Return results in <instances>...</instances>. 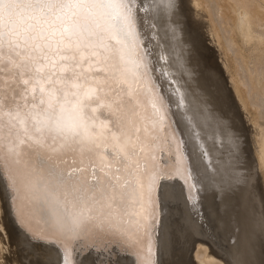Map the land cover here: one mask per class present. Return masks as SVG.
<instances>
[{
    "label": "snow or ice",
    "instance_id": "6c2138e0",
    "mask_svg": "<svg viewBox=\"0 0 264 264\" xmlns=\"http://www.w3.org/2000/svg\"><path fill=\"white\" fill-rule=\"evenodd\" d=\"M155 7L0 0V181L16 223L56 246L61 264H82L106 235L134 264H156L159 181L179 179L197 216L204 194L219 200L226 188L208 153L186 154L172 127ZM113 206L122 221L102 211Z\"/></svg>",
    "mask_w": 264,
    "mask_h": 264
},
{
    "label": "bare ground",
    "instance_id": "6f19581e",
    "mask_svg": "<svg viewBox=\"0 0 264 264\" xmlns=\"http://www.w3.org/2000/svg\"><path fill=\"white\" fill-rule=\"evenodd\" d=\"M193 1L206 11L208 20L202 10L195 9ZM154 2L156 7L151 30L153 44L159 46L155 49L156 53L165 57V60L159 61V67L166 74L160 76L157 73L156 82L158 89L171 102L169 118L173 121L172 127L185 141L182 145L183 151L192 156L201 149L207 152L209 161L214 166L220 167L222 179L226 182V188L220 192L219 200L211 191L202 196L199 204L202 216H197L190 209L183 184L179 179L159 181L156 195L159 200L160 224L158 234L155 236L154 259L156 264H167L166 261L173 254L165 240L166 226L163 217L168 197L177 196L182 200L190 231L187 250L179 252L180 258L189 257L191 264H247L249 261L247 254L254 249V246L253 249L251 247V241L258 242V235L253 238L248 233L245 213L244 198L251 176L254 178L251 177L253 183L254 180L256 181L255 186L251 183L252 189L256 192L259 190V193L263 191L261 194L263 193L264 198V130L260 133L250 124L251 122L258 124L260 119L258 107L249 100L246 84L240 76L238 62L234 60V55L223 41L222 34L214 22L210 2L208 0H167L165 4H162V0H154ZM179 2L183 3V7L179 6ZM215 2L223 20L233 23L231 43L237 47V55L246 65L250 59L256 64L261 63V60L263 62L264 32L262 38L256 35L260 33V28L264 29V0H216ZM184 16L187 20H184ZM254 32L258 34L255 35ZM191 55H194L195 59L192 63L197 64L199 68L192 65ZM254 67L252 73L255 74L250 75L252 90L262 92L264 79L260 90L259 68ZM198 73L202 75L198 76ZM213 87L216 88L217 93L211 89ZM181 97L184 104L178 108L176 102ZM221 107L237 119L239 129L246 134L247 139L245 143L241 141V146H233L238 140L233 134L237 129H229L226 125L228 122L225 124V119L219 116ZM255 134H258L259 140ZM172 163L174 158H169V165ZM248 174H250L249 180L246 176ZM260 197L259 195L258 198ZM99 210L94 209V211ZM102 211L105 214L111 213L114 221H122L120 208L113 206ZM205 224L207 227L203 226ZM0 228L4 230L3 232L6 231L12 245L28 247L34 252L41 249L42 261L47 264H61V255L56 246L32 240L16 223L7 204V192L3 181H0ZM112 240L113 237L106 235L101 242L102 247L118 244L113 243ZM258 243L260 246V240ZM255 251H258L256 247ZM116 252H118L117 247L106 253L89 251L76 259L82 260V264H134L135 258L132 255H117ZM257 255L259 257L255 255V259H260V254ZM9 261L11 264H37L34 261L24 262L21 258H13Z\"/></svg>",
    "mask_w": 264,
    "mask_h": 264
},
{
    "label": "rangeland",
    "instance_id": "374dc122",
    "mask_svg": "<svg viewBox=\"0 0 264 264\" xmlns=\"http://www.w3.org/2000/svg\"><path fill=\"white\" fill-rule=\"evenodd\" d=\"M215 1L216 0H208V2H210L209 3L210 8L212 9V13H213L212 16L214 18V22L217 25V27L219 28L220 33L222 34L221 36L223 37V41H225L226 45L230 48L231 54L234 55V57H233V58H235L234 60L236 62H238L237 64L239 66L240 76L243 78V81L246 84L247 93H248L250 102L254 106L258 107V112L260 113V119L258 120V124L252 123V122L250 124L252 125L253 128H256V130L261 133V131L264 130V93H263L264 89L262 90V88H261L263 85L262 79H264V61L262 62V60H261V63L256 64V62L253 59H250L248 64L246 65L243 62L242 58L239 55H237L238 49L236 46H234L231 43V38H232L231 37L232 36L231 26L233 25V23L231 21L223 20V18L221 17V14H220V9H219V7ZM166 2H167V0H162V4H165ZM194 2H196V1H193L192 4L195 7V9L196 10H202L201 7L198 6V3L197 2L194 3ZM179 6L183 7V3L179 2ZM203 11L204 10H202L201 12L207 17L206 11H204V12ZM186 18L187 17L184 16V20H187ZM206 20H208V17L206 18ZM259 31H260L259 34L256 32H254V34L255 35L258 34L256 36L262 38V32H264V29L260 28ZM190 58H193L191 60V63L193 61L195 62L194 55H191ZM192 65H194V64L192 63ZM194 66L196 68H199L197 64H195ZM254 66H257V68H259L258 70H259L260 75H261V76L259 75L260 80H261L260 81V90H262V92L259 90H256V91L252 90L250 75L255 74L254 72L252 73V71H254V68H255ZM197 72H199V70ZM201 75L202 74L198 73V76H201ZM211 89H213L214 92L217 93V90H215L216 88L213 87ZM217 102H219V101H217ZM219 116H221L225 119V124H226V122H228L226 125H228L229 129H231V128L237 129V131H234L233 134H234V137H236V139H238V140L233 143V146H235V145L241 146V141L243 143H245V141H246L245 139H247L246 134L239 129V123H238L237 119L233 118L232 115L228 112V110H226L222 107L220 108ZM256 125H259L260 127L256 126ZM236 126H238V127H236ZM254 126H256V127H254ZM256 136L258 139L256 137H254V139L256 138L257 140H259L258 134ZM249 175L250 174L246 175L247 179L250 177ZM251 177L249 178V179H251V182L248 181V183H249V185L247 184L248 191L246 192V196L244 198L245 206H246L245 213L247 214L246 216H247V220H248V227H247L248 231H249L248 233L250 235H252L253 238L258 235L257 241L259 242V240H260V246H259V243L256 242L255 240L251 241V244H252L251 247L253 249V246H254V249L250 253L247 254V256H248L247 260L249 259L247 264H259L258 262H261V264H264V254H263L264 253V248H263L264 247V240H263L264 239V228H263L264 227V198L262 195L263 193L261 194V192H263V191H260V193H259L258 192L259 190L256 192L254 189H252L251 183H253V181H252L253 177L252 178ZM262 178H263V175H262ZM255 184H256V181L254 180L253 185L255 186ZM259 195L261 196L260 198H258ZM170 197H168V200H167V206H166L167 208L165 209V213H164L165 215H164L163 219H165V226H166V229H165L166 239L165 240L167 241V246H169V248L171 247L173 254L170 253L171 255L169 256V259H168V261H166V263L167 264H191L189 257L182 256L180 258L178 256L179 252L181 253L183 250L184 251L187 250L186 245L188 242L189 232H190L188 230V228H189L188 224L189 223H188L185 211L183 209V203H182V200L179 199L177 196L171 197V198ZM261 200H263V201H261ZM252 228H254L253 229L254 231L252 230ZM3 231L4 230L0 228V264H5V263L11 264V262L9 260L13 259V258H21L24 262H28V263L30 261H34L37 264H47V262L41 260L40 253L43 252L41 249L39 251L36 250L37 252H34V251H32L33 249H29L28 247H23V248L16 247V246L11 244V242H10V240L6 234V231L5 232H3ZM257 246H258V248H257ZM255 247L258 251H255ZM257 253L260 254V257H261L260 259L259 258L255 259L256 258L255 255L257 257H259L257 255ZM262 258H263V260H262ZM251 259H253V260H251Z\"/></svg>",
    "mask_w": 264,
    "mask_h": 264
},
{
    "label": "water",
    "instance_id": "95a60500",
    "mask_svg": "<svg viewBox=\"0 0 264 264\" xmlns=\"http://www.w3.org/2000/svg\"><path fill=\"white\" fill-rule=\"evenodd\" d=\"M185 148V147H184ZM164 180H167V179H161L160 181H164ZM200 205H198V207H199ZM200 208V207H199ZM201 211V210H200ZM115 247H117V249H118V252H116V254L117 255H128L125 251H124V249H122V247L120 248V246H118V244H113V245H111L110 247H102V251L103 252H111L112 251V249H114ZM120 251V252H119ZM85 252L87 253V252H89L88 250H85ZM125 252V253H124Z\"/></svg>",
    "mask_w": 264,
    "mask_h": 264
}]
</instances>
